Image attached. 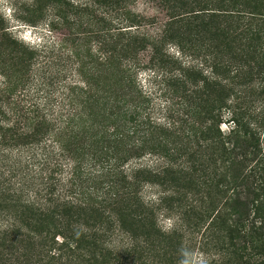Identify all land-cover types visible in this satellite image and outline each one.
<instances>
[{
	"label": "trees",
	"instance_id": "trees-1",
	"mask_svg": "<svg viewBox=\"0 0 264 264\" xmlns=\"http://www.w3.org/2000/svg\"><path fill=\"white\" fill-rule=\"evenodd\" d=\"M10 2L0 264H264V0Z\"/></svg>",
	"mask_w": 264,
	"mask_h": 264
},
{
	"label": "rangeland",
	"instance_id": "rangeland-1",
	"mask_svg": "<svg viewBox=\"0 0 264 264\" xmlns=\"http://www.w3.org/2000/svg\"><path fill=\"white\" fill-rule=\"evenodd\" d=\"M136 7L143 8L140 1L136 4ZM0 14L13 33L22 40L35 43L39 42V39H42L41 36L49 35L48 32L44 30V27L34 29L16 18L10 0H0ZM168 224V222H165L163 225L166 226Z\"/></svg>",
	"mask_w": 264,
	"mask_h": 264
},
{
	"label": "clouds",
	"instance_id": "clouds-1",
	"mask_svg": "<svg viewBox=\"0 0 264 264\" xmlns=\"http://www.w3.org/2000/svg\"><path fill=\"white\" fill-rule=\"evenodd\" d=\"M183 259L180 260L179 264H206L202 254L190 252L182 249Z\"/></svg>",
	"mask_w": 264,
	"mask_h": 264
}]
</instances>
